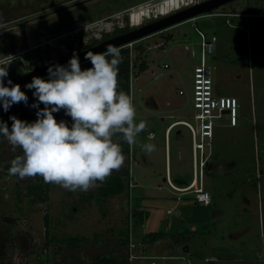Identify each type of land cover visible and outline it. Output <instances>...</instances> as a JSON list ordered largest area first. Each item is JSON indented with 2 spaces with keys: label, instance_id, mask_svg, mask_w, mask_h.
<instances>
[{
  "label": "rangeland",
  "instance_id": "obj_1",
  "mask_svg": "<svg viewBox=\"0 0 264 264\" xmlns=\"http://www.w3.org/2000/svg\"><path fill=\"white\" fill-rule=\"evenodd\" d=\"M122 1L114 10L142 0ZM166 1L132 8L127 15L129 24L145 20L153 11L158 14L171 9L163 5ZM189 1L193 2L183 3ZM104 3L114 5L113 0L101 6ZM143 8L146 13L140 11ZM213 12L253 15L202 14L195 21L136 41L132 48L127 46L136 122H146L147 128L136 137L135 144L129 145L120 169L128 166V186L121 193L98 196L100 182L86 192L50 183L45 201L31 202L33 196L27 188L37 180L6 173L14 150L0 137V264H91L102 254H115L119 264H264V16L258 15L264 14V0H235ZM86 13L73 12L70 16ZM123 14L116 16L120 19ZM111 25L100 20L86 30L98 36L96 28ZM197 30L216 36L215 53L207 56V62L215 66L214 93L237 98L238 124L228 126L225 115L214 120L211 155L202 180L210 194L209 205L195 203L190 193L179 196L185 208L182 217L187 218L182 228L170 231L183 232L191 225L195 229L186 231L178 241L164 237L146 242L141 239L142 225L133 224L131 213L145 200L157 214L152 212L149 223L154 227L161 224V231L169 229V216L163 210L178 193L171 183L178 185L177 179H183L187 184L197 178L190 130L183 123H175L193 122L192 71L199 63L200 42ZM137 45L142 49H135ZM140 60L146 63L143 71L137 70ZM148 98L155 106L146 105ZM148 143L155 144V151L143 149ZM132 179L137 185L129 187L134 184ZM127 232L129 239L124 243ZM72 237L84 241L70 246ZM129 242L134 247L128 251Z\"/></svg>",
  "mask_w": 264,
  "mask_h": 264
},
{
  "label": "clouds",
  "instance_id": "obj_2",
  "mask_svg": "<svg viewBox=\"0 0 264 264\" xmlns=\"http://www.w3.org/2000/svg\"><path fill=\"white\" fill-rule=\"evenodd\" d=\"M121 52L112 45L102 53L87 52L85 59L91 66L83 69L74 53L66 66L50 65L47 80L34 76L25 85L34 90L36 100L31 107L37 109V119L28 122L11 116V128L0 120V135L13 150H22L10 162V175L39 176L45 183L86 192L121 169L125 155L116 137L133 145L147 128L146 122H136L134 97L119 88ZM13 60L12 55L0 59V104L5 112L13 104L28 103L19 84L11 79L4 83ZM61 110L71 117L70 126L54 116ZM155 148L152 143L143 145L146 152Z\"/></svg>",
  "mask_w": 264,
  "mask_h": 264
},
{
  "label": "flooded vegetation",
  "instance_id": "obj_3",
  "mask_svg": "<svg viewBox=\"0 0 264 264\" xmlns=\"http://www.w3.org/2000/svg\"><path fill=\"white\" fill-rule=\"evenodd\" d=\"M104 1L109 0H0V59L8 55L14 57L8 66V77L4 80L58 62L105 39L126 33L202 0L189 1L158 14L153 11L145 20L135 24L128 22L127 15L132 13V8L145 3L155 6L162 0H142L119 10H114V6L121 5L122 0H113L114 5L104 3L101 6ZM80 11L87 13L70 16ZM118 12H124L120 19L116 16ZM100 20L111 22L112 25L96 28L98 36H95V31L86 30L90 24ZM70 35L72 42H68ZM152 102V98L145 100L148 106Z\"/></svg>",
  "mask_w": 264,
  "mask_h": 264
},
{
  "label": "built area",
  "instance_id": "obj_4",
  "mask_svg": "<svg viewBox=\"0 0 264 264\" xmlns=\"http://www.w3.org/2000/svg\"><path fill=\"white\" fill-rule=\"evenodd\" d=\"M203 15H208V16L221 15L228 17V16H240V15H253V14L250 13L243 14L239 12H213V13H206ZM203 15L195 16L189 20L195 21L197 17ZM258 15L264 16V14H258ZM164 30L166 29H163L156 33L163 32ZM197 32L200 37V42H199V63L193 67V71H192L191 104L193 108V122L189 123L182 120L178 122L185 124L190 130L191 140H192V155L194 159V165H196L197 168V171H195V174L197 173V178L194 177L193 184L189 186L187 190H189L193 195V200L195 201V203L206 206L210 203V194L208 191H206L203 188L202 180L204 175V169L205 167H207L208 158L211 155L210 148H211V140L213 137L214 120L220 119L223 115H225L228 120L227 123L228 126L230 127L237 126L239 103L237 98L232 95H217L214 93V89H213L214 66L207 62V56L215 53L217 47L216 46L217 39L215 35H207L200 30H197ZM153 34H150L145 37H149ZM143 38L130 42L125 46L126 47L129 46V48H132L133 44L136 41H139ZM185 48L187 49V46H185ZM130 57H131V53H130ZM182 93L183 92L180 91V94ZM149 136L151 137V134H149ZM206 149H207V153H206ZM133 186L134 184L133 185L129 184V187H133ZM171 186L176 191L179 190L172 183ZM133 247L134 245L131 242H129L128 251L130 250V248Z\"/></svg>",
  "mask_w": 264,
  "mask_h": 264
},
{
  "label": "trees",
  "instance_id": "obj_5",
  "mask_svg": "<svg viewBox=\"0 0 264 264\" xmlns=\"http://www.w3.org/2000/svg\"><path fill=\"white\" fill-rule=\"evenodd\" d=\"M122 49L121 55L123 57L122 63L119 65V74H118V79H119V88L126 93L130 94V74H131V60H130V50L128 47H119ZM135 49L140 50L142 49L140 45L135 46ZM81 68H87L91 66L90 60L81 62L80 63ZM133 65V63H132ZM137 70L138 71H143L146 68V63L144 60H140L137 64ZM49 76L45 77L44 79H48ZM22 91H24L27 94L28 97V103L27 105L23 102L13 104L7 112L3 110L2 104H0V120L6 122L11 128L12 120L10 119L11 116H16L17 118L21 120H25L28 122H32L37 119L36 116V108L31 107V105L35 102L36 98L33 96V91L32 89H28L25 86L21 87ZM40 108H43L44 105L40 104ZM54 116L56 119L59 121L61 119L67 121L69 123V126L71 125V117L65 115V112L61 110L58 113H54ZM0 137H3L0 135ZM5 138V137H4ZM116 139L120 140L122 144V149L124 155L128 156L129 154V144L126 142H123L120 137H116ZM16 155H22V150L17 148L15 149L10 157L8 158V162L6 164V173L9 174L8 168L10 167V162L11 160L16 156ZM10 175V174H9ZM129 175V170L128 166L118 172L112 173L101 185H99L96 189L98 196L100 197H107V196H112L121 193L125 185H128V181L126 183V180L128 179ZM13 176V175H12ZM37 181L36 182H30L27 188L28 194L32 195L33 197L30 198V201H45L49 188H50V183H45L42 179V177L37 176L35 178ZM148 212L144 210H134L131 213V216L134 218L133 224H141L143 225L145 220L148 217ZM132 225V223H131ZM44 226L45 229H48L49 226V221H48V215H44ZM131 229V228H130ZM130 229L128 231H130ZM186 231L183 232H165V231H149V232H142L141 239L146 241V242H152L164 237H169L171 240L178 241L183 234H186ZM129 239V232L126 233V236L124 239H122V242L127 243ZM184 239V236H183ZM84 240L82 238H77V237H72L69 239L68 244L70 246H74L76 244H79L83 242ZM120 259L115 255V254H102L96 256L91 264H119ZM10 264H18L15 262H11Z\"/></svg>",
  "mask_w": 264,
  "mask_h": 264
},
{
  "label": "water",
  "instance_id": "obj_6",
  "mask_svg": "<svg viewBox=\"0 0 264 264\" xmlns=\"http://www.w3.org/2000/svg\"><path fill=\"white\" fill-rule=\"evenodd\" d=\"M235 0H202V1H195L192 4L187 5L184 8L178 9L175 12L165 15L162 18L155 20L153 22H150L148 24L142 25L140 27L134 28L126 33L118 34L115 36H112L108 39H105L98 44L89 47L83 51L77 52L76 54L79 57V61L85 62L88 61L85 59V54L87 52H93V53H102L106 50V47L108 45L116 46V47H123L127 45L130 42H133L135 40H138L140 38H143L145 36H148L150 34L156 33L158 31H161L163 29H167L169 27L175 26L179 23L185 22L186 20H189L195 16L209 13L213 10L218 9L219 7L232 2ZM73 56H67L64 59L44 65L43 67L34 68L28 73L22 74L17 77L10 78L13 84H19L21 87L25 86L27 83H30L32 78L34 76H39L41 78H45L48 76V67L50 65L55 66L56 64L60 65H67L70 58ZM8 80H4V83L7 85ZM151 106H155V103L152 102Z\"/></svg>",
  "mask_w": 264,
  "mask_h": 264
},
{
  "label": "crops",
  "instance_id": "obj_7",
  "mask_svg": "<svg viewBox=\"0 0 264 264\" xmlns=\"http://www.w3.org/2000/svg\"><path fill=\"white\" fill-rule=\"evenodd\" d=\"M243 14H247V13H243ZM240 16H250V15H240ZM178 121H180V120H177V121H175V123H177ZM236 127V126H235ZM169 128V126L165 129V130H167ZM150 137V136H149ZM193 180H194V178L190 181V183H185L184 181H183V179L181 180V179H177V183H178V185H176L175 183H172L175 187H177L179 190H177V201L176 200H168V204L166 205V206H164V210H163V212H165V214L166 215H168L169 216V218H167L166 219V221L167 222H170L169 223V229H167V227H166V229H164V231L165 232H171L170 230H176V229H179V228H182L183 227V224H184V222H183V220L185 219V218H187L186 216L183 218L182 216L184 215V213H185V208H183L182 207V202L180 201V199H179V196H181L182 194H184V193H190L191 194V192L189 191V190H187L188 189V187L189 186H191L192 184H193ZM131 181H133V183H134V185H137V183H136V180L134 181L133 179L131 180ZM171 182V181H170ZM180 184V185H179ZM128 186V185H127ZM159 187H161V186H158V188ZM129 188V187H128ZM148 203V202H147ZM146 203V204H147ZM145 204V200L144 201H142L141 202V205H140V210H144V211H147L148 212V217H147V219L145 220V222H144V224L142 225V227H143V232H149V231H158V230H161V224H157V227L155 226L154 227V224H150L149 223V217H150V215L152 214V212H153V214H155V215H157L156 214V212L149 206V205H151V204H147L149 207H147V205ZM209 205V204H208ZM207 206V205H206ZM176 215H178V216H176ZM160 216H161V214H160ZM193 230V229H195V226L194 225H191V226H189V228H187V231L188 230Z\"/></svg>",
  "mask_w": 264,
  "mask_h": 264
},
{
  "label": "bare ground",
  "instance_id": "obj_8",
  "mask_svg": "<svg viewBox=\"0 0 264 264\" xmlns=\"http://www.w3.org/2000/svg\"><path fill=\"white\" fill-rule=\"evenodd\" d=\"M175 0H168L166 2H163V5L168 4L170 6V8H175L177 6H179L181 3L183 2H187V0H178V2H174ZM192 3V2H191ZM186 5V4H185ZM163 9V8H162ZM162 9H160L162 11ZM145 8L141 9L140 11L146 13V11H144ZM161 14H165V13H161ZM135 17V14L133 15Z\"/></svg>",
  "mask_w": 264,
  "mask_h": 264
}]
</instances>
